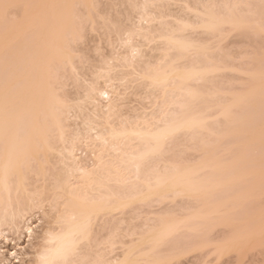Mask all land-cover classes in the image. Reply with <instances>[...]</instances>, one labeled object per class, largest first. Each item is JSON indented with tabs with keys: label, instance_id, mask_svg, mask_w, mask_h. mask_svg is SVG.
<instances>
[{
	"label": "bare ground",
	"instance_id": "obj_1",
	"mask_svg": "<svg viewBox=\"0 0 264 264\" xmlns=\"http://www.w3.org/2000/svg\"><path fill=\"white\" fill-rule=\"evenodd\" d=\"M0 1H1L0 5L2 4V7L0 8V10L2 11L3 5H5V3L10 4L12 1L14 2L15 0H11L10 3L5 2L6 0H0ZM7 1H9V0H7ZM18 1H15L17 3L14 2V4L18 5ZM49 1L47 0V2H49ZM56 1L57 0H55V5H52L49 3H46V4H49V7H50V5H52L56 9L57 8L56 7L57 6ZM62 1H64V0H60L58 2L59 3L58 11L54 12L53 11L54 7L51 6L53 8L52 12H53V14H55L54 15L55 17H53V18L55 19L57 17L56 19H57V22L59 25L55 24L54 23L55 21L50 23L49 26L47 25L48 23L47 24H46V22L44 23L43 20H46L45 17H48V15H50V17H52L53 15L51 16V12L47 11L44 6H43L44 11L46 10L48 12V14L46 12H44L42 9H41L42 10L41 11L39 7L43 8L42 5H39V6L37 5L38 9H36V10L30 8V9H26V10L23 9L24 11H26L24 13H22L23 10H22V12H20L21 18H18V20H17L18 22L16 24L13 23V24H15L14 25L15 29L12 28L13 24H11L12 26L11 25L9 26L12 29H14V31L10 30V28H8V29L6 28L9 32L8 36L12 37V41L9 40L8 36L6 38V41L8 39V41L11 42V49L9 52L10 54L7 53L10 56V58H9L10 61L7 60L8 67L9 68L11 67L10 76L5 74V73H1L2 68L0 66V68H1V70H0V81H1V79H4L3 83H2V81L0 82V83H2V85L0 84V221L3 218H5V216H11L12 218L19 216L27 208L32 207L34 200L41 202L45 199L51 198L53 203L56 205L55 213L51 218L52 219L51 224H49L50 226H48L44 231V236H43L44 242H43L42 248L37 253L35 258L32 259L33 264H45V262H46V264H65L66 261H70L71 264H73L76 261H78L77 263H79V264L80 263L83 264L82 258L86 254H88V253H86L85 255L83 254L84 252H82V251L83 250L85 251V248L83 249V246L85 247L87 245V244L85 245V243L89 242V239H90V241H92V239L90 238L91 234H92L91 231H92V228L94 226L93 224L96 222V219H98V216L105 215L104 217H106L107 216L106 214H108V213L121 210L128 203L133 201L134 199L141 200V199H146L152 195L153 196L156 195L155 197L162 200V198L165 199V196H166V198L169 197L167 195H170L171 192L173 193L175 191L174 193H176V194L173 193V194H171L172 196H176V195H179L181 193L182 194L184 193V196H185V194H188L189 196L191 195L192 198L196 197L198 199V200H196L197 202L199 201L202 203V201L205 198V197L203 198L202 195L207 196L206 192L207 191L209 192L210 189L211 190L213 189L211 187L217 186V189L214 188L213 190H219L222 192V191H226L228 189L227 188L224 190V189H222L223 187L224 188H226L225 186L229 187L231 184L234 186L233 183H235L237 180H238L237 181L238 183L240 182L241 179L244 180V177L243 178H237V180H236V178L234 179L233 175H231L232 176L231 178H233L235 182H233V179L231 180L233 183L228 179L231 182V184H230V182H228L226 180L221 181V180H223V178L227 179L229 174L232 173L233 169H231V172L229 171L230 168H228L226 170V167L228 166L227 163H226L227 166H225V164H223L222 162H219L218 159L212 158V155H214V153H215L214 150H216L215 148L212 150L213 152L211 153L212 155L210 156L211 159L209 156L208 157L198 156V157H201L202 160H199V162H196L195 165L192 163H191L192 165H186V163H184L185 165L183 163H182L183 165H181V163H179L177 161H175V162L179 163V164H176V163L173 164V162L169 161L167 157H166L167 160H165L166 158L164 159L165 161L162 160V158H161V160H157V161H156V159L153 160L154 163L151 161V162H148L145 164V162H146V159H148V158L153 159L156 157L158 159V156H160L161 153H163V151L166 149L165 143H167L166 141L168 139H170L171 136L173 137L177 133H178V135L181 136V134H179L180 132H182V135L185 132V135H186V132L189 133L188 131H190V130H192L191 133L193 132V134H195L194 132L197 133L199 130H201V131H199L201 133L202 129H207L206 121L208 119H207V116L203 115V113H204L203 111L204 110L206 111V109H204V110L200 109V111H197L196 109L198 107L200 108V106H201L200 105L198 107L196 106L197 108L194 109V111H195L194 112L193 110L190 109V108H192L189 105L191 101L188 104L189 100L198 99L201 92H203L204 90L203 91L200 90L201 92H199L198 90H196L197 88L196 89L190 88V86H188L187 84H188V82H191L193 80L197 81V82H200V80L204 81V79H206V75H208V74L210 75L211 73L213 75L214 70L220 71L221 68L219 67L220 68L219 69L218 66L221 64H218L216 61V64H212L209 66V64H211L212 61L210 59L209 60L211 62L208 61V58H210L208 53H209L210 49L212 51V48L208 47V43H206V44H207V47L209 49L205 48L206 44H204V45L196 44V43H200V42L195 43V40L197 41V39L194 38L195 36L193 34H192L194 36L193 38L188 37L191 35L189 33H188L189 35L187 34V37H186V34H185L186 31H184V30L185 29L186 30L187 29L193 30V29H195V27L198 28V30H199V27H197L199 25L201 30L202 31L204 30L203 33L205 31H207V34L211 33V35H214V33H215L214 30L216 31L215 34H217L218 28L220 30V28H221L220 24H224V23L228 24L229 23V25L231 26V25H235V24L238 25L241 22L246 23L245 21H241V19L239 20V17H238V22H237L235 16H234V18L230 17V15L228 17L225 15L226 13L222 12V13H224V17H223L222 14L217 9H215L214 6H216V5H214L212 7L210 4L206 3L205 5H208V7L210 5V8H206L204 10L202 9L200 12L199 11L195 12L194 11L195 9L193 10L194 13L192 16H194L195 18H198V19H196V22H192L195 19V18L193 19V17L191 18L192 19L191 21H188L190 19H187V21H182V20L178 21L176 18L177 27H173L174 25L176 26L175 22H173L174 25L171 24V26L173 28L172 27H170V28L166 27V29H165L164 28L165 26H163L162 29L159 28V30L157 32H155V34L153 33L154 32L153 29H150V28H152L151 26L150 27L148 26L149 28L146 27V29H144L145 25L144 26L141 25L142 27H139L138 29H133L134 31L130 30V32L128 33V35L126 37V42L125 41L124 42L128 43V46H130L132 55H131L130 59L129 58L126 59V57L123 58L124 63H126L124 65H125V67L126 66L131 67L130 69H132V71L134 73H136L138 78H141V79L147 81V84L151 87V90L153 92L157 91V93L159 92V94H157V95L161 94L164 97V98H162V96H161L162 103L164 102L163 105L165 107L161 105L163 108H161V110L159 112V114L160 113L161 114L160 115L158 114V116L157 115H155V116L151 115L153 117H151V116L149 117L147 115H143V113H142L141 115L136 114L133 116H128V115H131V114H128L127 115L128 117H125V116L121 115V113L119 112V111H121V109H120L121 106H119V105H121V102L123 100V98H121L122 96L120 95L121 93H117L115 95V98L110 99V95H109L108 90H103V91L98 90L97 87L94 85V83H91L88 85V87H86V93L84 95L85 99H82L83 103L82 104L80 103V105L76 104L77 107L75 108V106L74 107L70 106V104H69L70 99L68 100L69 96L67 97V94H64L65 92L62 91L63 89L60 90V88L64 86L63 85L64 83H61L62 81H59V77L61 75L60 71H64L63 67H65V66H68L69 69L74 70L73 65H72V56H73L72 49L73 48L72 49L70 48L71 43H69V41H74L73 37L76 35L75 29L78 26L77 23H76L77 24V26H76V24H74L73 22H68L67 18L64 19V14H65V11L68 7H66L67 4H64ZM78 1H80L81 3H79ZM78 1L77 2L79 4H81L80 6L86 5V3H83V0H78ZM155 1H157V0H155ZM162 1L163 0H161L160 3H162ZM204 1L202 3H204ZM13 2L11 4H13ZM40 2L41 1H39L38 4H40ZM42 2L45 3L46 0H42ZM43 3H41V4H43ZM52 3L54 4V1ZM149 3L150 2H148V4ZM143 5L141 8H143V7L145 8V6L147 4L146 5L143 4ZM158 5H159V3H158ZM183 5L184 6L179 5V7H181L182 9H183V7L186 8L185 4H183ZM205 5H204V7H205ZM226 5L227 4H225V6ZM230 5H232V4H230ZM163 6H164V4H163ZM234 6H236V5H234ZM192 8H195V7H192ZM198 8H199V6H198ZM200 8H202V7H200ZM211 8H214V9L211 10ZM231 8L229 6L227 9L230 11ZM191 9L189 8V12ZM27 10H29L28 14L30 16H32V14H31L32 11H34V10L36 12L38 11L39 16L42 15V18L37 17V19L40 18L43 23L42 22L40 23V19L39 20H36V19L33 20L31 18L32 21H31V19L29 20L30 17H28L29 16L28 14H27L28 19H27V17L24 16V15H26L25 13H27ZM30 10H31V12H30ZM215 10H217L219 13ZM219 10H221V9L219 8ZM232 10H233V8H232ZM221 11H223V10H221ZM43 12H44V15H46V14L47 15L44 16ZM169 12H170V10H169ZM182 12H183V10H182ZM234 13H235V11H234ZM36 14H35V16H36ZM186 14H188V13L186 12ZM170 15H171V13H170ZM0 16H1V13H0ZM35 16H32V17L34 18ZM142 17H144V16H142ZM149 17L150 16H148V21H146V22H149V19L151 22V18H149ZM58 18H59V20H61V23H59L60 21H58ZM146 18L147 17L145 16L144 19H146ZM155 18H157V17H155ZM231 18L234 20H232ZM20 19L26 21V22H24L25 25H22V22L20 21ZM26 19L28 20V22ZM157 20H159V19L157 18ZM163 21L162 22L157 21V22L163 24ZM155 22H156V20H155ZM164 23H165V21H164ZM166 23H168L170 26V23L168 21ZM193 23L195 25L196 24H198V25L194 26ZM42 24H44V26ZM18 25H21L22 27H20V26L17 27ZM40 26L45 27L44 30H46V32L40 31V29L41 30L43 29ZM47 26H48V28H46ZM152 26H153V24H152ZM217 26H219V27L217 28ZM156 28H157V26H156ZM142 30H143V32H142ZM178 30H179V32H177ZM180 30L184 31L185 35H182L183 32L180 33L181 32ZM11 31L13 32V35H11L12 33L10 34ZM188 31H190V30H188ZM209 31H210V33H209ZM212 32H214V33L212 34ZM140 33H142V34L140 35ZM190 33H191V31H190ZM6 34H7V32H6ZM133 34H139L140 37L145 36V39L147 41H151L155 38L160 39L159 42L162 41V43L164 44L163 45L164 48H162V51H163L162 55L161 56L158 55V57L160 56L159 61L156 62L155 60H153L154 61L153 62V61H151L152 59L149 61L145 58L146 56L145 57L143 56L144 54L141 52L142 50L140 51L139 46L137 44L132 43V38H133L132 36H135ZM197 34H199V33H196L195 35H197ZM139 35H137V36H139ZM192 35H191V37H192ZM30 38L32 40H30ZM0 40H1V38H0ZM198 40H199V38H198ZM200 41H201V39H200ZM9 42L7 44H10ZM201 43H204L203 39H202ZM3 44H4V42L0 44V49L3 47ZM68 44L70 46H68ZM62 45H64V49L67 47V50L66 49L64 51L61 50L60 48ZM155 48H154V50H156ZM51 49L55 50L53 52L55 58L53 57V59H54V62L57 64V66H56L57 68L55 67L54 72L52 74H49L50 73L49 69H47V67L45 66L46 65L45 64L46 59L44 60V58H46V57L41 56V58L45 61V62L43 61L44 62V64H43L42 60L39 61L40 58H38V56L40 57V55L44 52L47 54V50L51 51ZM194 49H195L194 55H196L197 53H200V55H202V57L204 56V59L205 58L207 59V60H205V62L204 61L201 62V63L204 62L207 66L204 65V63H203V65H202L203 67L202 66L198 67V66H196V63H197V65H200L201 63L200 64H198V62L195 63V61L193 59H191V61H193V62H189V63L187 62L188 64L185 62L187 64V65L185 64L186 66L180 64V62H182L183 60L180 61L179 59H184V58L188 57L189 59H187V60L190 61V57L192 56L190 54H193L190 52H192ZM1 50L4 54L3 49H1ZM157 50H160V49H157ZM206 50H209L207 53V55L209 57H205L206 56L205 55ZM74 51L75 50H73V52ZM209 54H211V53H209ZM43 55L46 56L45 54H43ZM188 55H190V57ZM197 55H199V54H197ZM3 56H5V54L0 55L1 58ZM142 56L144 57V59L142 58ZM35 57L38 59H36ZM153 57H155V56H153ZM202 57L200 59H202ZM1 58H0V61L2 62ZM34 58H35V61L33 60ZM155 58H157V56ZM215 58L216 57H214V59ZM196 59L198 60L199 58H196ZM177 60L180 62H178ZM185 60L186 59H184V61ZM176 61L179 63V66H178V63ZM175 62L177 65H175ZM182 63H184V62H182ZM193 63L195 66L193 65ZM58 65H60L61 67ZM109 71L106 73L107 75L110 73ZM217 71H216V73H217ZM209 72H211V73H209ZM254 73L250 72V74H252V75ZM6 75H7V77H4ZM107 75H106V77H107ZM127 75H128V73H127ZM252 75H250V76H252ZM258 75L256 74L255 77H257ZM108 76L109 77H107V79H108L107 81L108 82L112 81L111 80L112 76H110V74ZM211 77H213V76H211ZM253 78L251 77V81H253ZM49 79L51 80L50 82H49ZM135 79H136V77H135ZM210 79H209V81H210ZM254 80L259 81L260 78L257 80L256 79H254ZM203 81H201V82H203ZM203 84H205V83L203 82ZM205 86H206V84H205ZM202 87H203V85H202ZM142 91H144V87H143ZM212 93H214V92H212ZM248 94H252V91H249ZM248 94H245L246 96L244 94L243 95H244V97H247ZM103 95H105L104 98H106V101H107V99H109V101H107L108 103L106 102V104L102 105L99 103L97 98H98V96L103 97ZM207 95H209V94H207ZM235 97H236V94L233 97V99ZM262 97L264 98V93H263ZM120 98H121V101H119ZM230 98L228 97V99H230ZM237 98H238V96L235 99H237ZM240 98H242V97H240ZM205 100H207V97H206V99H204V102H205ZM237 100H235V102ZM240 100L243 101V99H240ZM118 101L120 102V104ZM213 101H216V100H213ZM209 102H210V100H209ZM231 102H232V105L233 104L235 105V103L233 101H231ZM199 103H201V101ZM217 103H219V102L217 101L216 105H217ZM222 103H224V102L222 101ZM195 104H197V103H195ZM239 104H238V106H239ZM191 105H192V103H191ZM232 105L228 104V106L226 105L225 107L221 106L222 107L221 110L218 109L220 111V112L219 111L218 112L222 115L223 119H225L224 117H227L228 115H230L229 109ZM161 106H159V107H161ZM174 106H176V108H178V110L176 109V111H177L176 113H174V111L172 110V109H175V108H173ZM218 107L220 108V106H218ZM168 108H169L168 111H170L171 113L167 111ZM207 108H209V107H207ZM210 109H211V107H210ZM201 110H203V111H201ZM215 110H217V109H215ZM204 114H206V113H204ZM217 115H219V114L217 113L216 116ZM112 117H115L114 119H116V118L118 119L117 122L114 120L116 123H114V121L112 120L113 119ZM220 117L221 116L219 115V118ZM240 117H242L241 121L243 119H246L244 115L240 116ZM219 118H218V120H220V121L218 123H220L221 119H222V118L221 119H219ZM227 118L229 119V121L231 123L232 122H234V124L238 123L235 121H231V120H235L237 117H234V119L230 118V117H227ZM238 119H239V117H238ZM214 121H217L216 118ZM223 121L226 122V119ZM249 121H251V120H249ZM250 123H252V122H250ZM254 123L255 122L253 121V123L250 125H252V126L254 125L253 127L258 129L260 122L259 123L256 122L258 124L257 127H255ZM75 125H78V126L80 125V126L76 127ZM211 125H212V122L210 123V126ZM214 125L216 126L215 122H214ZM231 125H233V124H231ZM212 127H213V129H215L214 126H212ZM229 127H231V126H229ZM238 127L239 126H237V128H236V126H233V127H231V129L234 128V130H236V129H238ZM248 127H249V125H248ZM253 127L250 128V130L252 132L254 131ZM226 128H225V130L228 129V128L227 129ZM197 129H198V131H197ZM213 129H211V128L209 129V127H208L207 130L212 131ZM193 130H195V131H193ZM205 131L203 130V132H205ZM199 132H198V135H201V134H199ZM255 132H257V131L255 130ZM255 132L251 133V134L255 135L256 134ZM191 133H190V137H192ZM215 133H217V131H215ZM218 133H220V132H218ZM204 134H207V133L205 132ZM187 135H189V134H187ZM195 137L196 136H194V138ZM185 138H188V136H185ZM214 138L218 139L219 137H214ZM80 139H83V141H85L86 144H89V142H92V144L94 143V145H95V142H97L96 146H94V147L95 148L97 146L98 147L96 150H94V152L97 150L98 151H97L96 155L94 154V158H93L94 160L91 161L89 164L87 162L86 163L83 162L84 159L82 158L83 160H81V157L75 153V147H74L75 145L74 144L77 140H80ZM191 140L187 139V141L188 142L190 141V143L192 142ZM203 140L204 139L201 140V143L204 142ZM196 143H198V142H196ZM167 146H168V144H167ZM207 146H208V144H207ZM94 147H93V149H95ZM169 147H170V144H169ZM243 147L245 148V146H243ZM171 148H173V147L171 146ZM202 149H203V151H205L204 152L205 154H206V152H208L207 150H209V149L205 150L206 148H203V147H202ZM226 149H228V148H226ZM168 150H169V148H168ZM165 151L163 154H165ZM209 152H210V150H209ZM230 152H227V151L224 152L223 151L222 153L227 154ZM53 154H57L58 157L56 156L57 157L56 158L55 156H53ZM205 154H200V155L205 156ZM51 155H52L53 159L50 158ZM208 155H210V154H208ZM162 156H164V155H162ZM149 159H148V161H149ZM152 159H150V160H152ZM234 159H235V157H234ZM53 160H57V161H53ZM223 160L224 159H222V160L220 159V161H223ZM231 160L233 161V157H231ZM236 160L238 161V159H236ZM239 160L242 161L243 159L240 158ZM52 161L54 162L53 163L54 165L56 162L57 165L61 164L62 166L58 165V166H61V167H58L57 165H55L56 167H58V169L56 167H55V169H53L54 167L48 166L52 163ZM226 161L227 160H224V162H226ZM234 162L235 161H233L231 163L228 162L229 166L230 167L232 166L231 168H233L236 165V164L231 165ZM149 163H151V164L149 165ZM243 167H246V166H243ZM223 168L225 169V171H222V170H224ZM246 169H248V167H246ZM204 170L208 171L209 173L208 172L206 173V171H205L206 175L203 173L204 176H202L201 171L204 172ZM244 170H245V168H244ZM219 171H221L222 174L225 172V175L223 176L221 174V172H219ZM250 171L249 172L252 173V170H250ZM199 172H201V173H199ZM244 172H246L245 174H248V171H244ZM227 174H228V176L226 177ZM232 174H234V173H232ZM217 175H220L218 177L219 179L217 178ZM32 178L34 180V182H33L34 184L31 183ZM226 184H228L229 186ZM138 185H139V187L141 186L140 188L138 187L139 189L136 188V186H138ZM218 185H219V187L221 185H224V186H221V188H219ZM134 186H135V188H134ZM206 187H209L208 188L209 190ZM202 188H203V193L205 190L204 188L207 189L205 192V195L202 194V192L199 193L202 190ZM173 189H175V190L172 191ZM220 189H222V190H220ZM177 190L181 193L177 194V192H178ZM230 191L231 190H228V192H230ZM165 192H167V193L165 194ZM168 192H170V194H168ZM214 192H217V191H214ZM223 193H226V192H223ZM211 194H212L211 196H213V194L216 196V194H218V192L216 194L212 192ZM234 194H236V193H233L232 195H230V193L226 194V196H224V198H226L228 196L234 198L233 197ZM189 196H187V197H189ZM200 196L203 200L200 198ZM229 197H228V199H224L221 202L223 203L224 201L229 200ZM157 198H155V199H157ZM221 199H223V196ZM221 199L218 198V199H215L214 201H216V200L220 201ZM194 200H195V198H194ZM140 202H142V201H140ZM221 202H218V203H221ZM222 203H221V205H222ZM213 204H215V202ZM214 206L215 207H211V206L207 207L208 209L211 207L210 210H207L206 207L202 206L201 209L207 210L206 214L204 212L205 210L204 211L202 210V212H203L202 213V212H200L201 209L197 208V209H199V211L196 210V211L191 212L190 215L192 213H193V215L191 217H189V219L192 218L195 214L198 217H199V215H201V217H203V218L208 216V214H209V216H208L209 218L208 217H206V218L208 220L213 219V217H214L213 213L216 212L218 215V214H221L223 212V211L220 212L222 209L220 206H218V205H214ZM216 207L219 209L217 210ZM224 208L225 207H223V209ZM230 209L231 208H229V210ZM226 210L224 212H226ZM203 214H205V215L203 216ZM109 216H110V214H109ZM159 216H161V215H159ZM196 216H194L193 219ZM163 217H165V216L163 215ZM201 217H199V218H201ZM102 218H103V216H102ZM185 218L186 217H184V219ZM104 219L105 218H103V220H102L103 223L105 221ZM160 219H161V220H159L160 222L155 219L157 222H159V224H155V225H151V226L147 225L148 226L147 229L146 228L143 229L144 232H142L141 234H144L145 237H143V235H142V237L139 236L140 238H138V241H136L135 249L137 247L139 248V250L137 249V252L136 251L132 252L133 248H131V249H130V247L127 248L128 246L127 247L124 246V243L120 241L119 243H121V244L123 243V245H120V248L122 246H124L125 249H123V247H122V250L120 252L121 254L119 253L120 254L119 256L114 257L115 255L114 256L111 255L112 257H110L109 253L113 251V249L116 247V246L114 247V244H116L118 242H117V240L113 239L115 241L114 242V241H112L111 237L110 238L108 237L111 240L109 241L108 238H104V240L108 239L105 242H103V240H102L105 247L103 246L104 248L99 249L100 250L99 253L95 254L93 252L95 256L93 255L94 257L91 258L92 261L89 260L87 262V264L90 261H91V263H89V264H160V262H162L164 259L162 260L161 257H159L158 253L160 251L158 250L159 251L158 252L157 249L165 241L166 237H168V236L170 237L173 233L177 232L178 229L182 226L183 227H189V226H187V224L185 226L186 221H184L182 218H180V219H182V221L185 222V223L182 222L184 224H182L181 220L178 218H177L178 220L176 218H174L175 220H173L171 218L173 221H168V220H170V218L167 221H165L166 218H164V219L160 218ZM195 219L197 220L198 218H195ZM162 220H164V221L162 222ZM198 220H200V219H198ZM206 220H205V222H206ZM208 220H207V222H208L207 226L210 223ZM223 220L224 219L221 218L220 221L222 223L221 222H219V223H221V224L226 223L225 220H224V222H223ZM143 221H145V220H143ZM178 221H179V223H178ZM187 221H189V220H187ZM194 221H193V223H194ZM97 222H99V220ZM157 222H155V223H157ZM189 222H192V219ZM105 223H106V221H105ZM121 223H123L122 220H121ZM153 223H154V219H153ZM196 223L198 224V222H196ZM200 223L202 224L201 228L207 227L206 223H204L205 225L203 226V223L201 222V220H200ZM188 225H189V223H188ZM211 225H212V221L207 228H210ZM116 226H118V223ZM190 226L194 227V225H191V224H190ZM262 226L264 227V224ZM142 227H141V230H142ZM117 228L120 229L121 227L118 226ZM117 228H115L116 233L118 232L117 230H119ZM28 229H30V228H28ZM94 229H95V226H94ZM139 229H140V227H139ZM181 230H184V229H181ZM235 230H236V228L234 230H232V233L235 232ZM238 230H239V228H237L236 231H238ZM121 232H122V230H121ZM138 232H140V231L138 230ZM146 232L149 235H146ZM109 233H111V231ZM236 233L238 234V232H235V234H232V236L236 235ZM111 235H113V237L115 236L114 233H112ZM120 235H121V233H120ZM107 236H109V234ZM117 236L114 238H117ZM171 237H173V236H171ZM118 240H120V238ZM231 240H233V238ZM168 242L169 241H167V244H168ZM199 243H200V241H199ZM201 243H203V242L201 241ZM132 244H134V243H132ZM164 244H166V243L164 242ZM145 245H146V247H145ZM232 245H234V244H232ZM174 246L175 245H173V247ZM131 247H132V245H131ZM163 247H160V248H163ZM173 247H170V249ZM180 248L181 247L179 245V249ZM231 248H233V247H231ZM163 249H165V248H163ZM176 249H178L177 246H176ZM179 249L176 250V252L177 251L179 252ZM93 250L95 251V248ZM173 254H175V253H173ZM107 255H108V257H107ZM172 256H174V255H172ZM170 258L171 257L169 256V259ZM165 259H168V258L166 257ZM80 260L82 262H79ZM84 260H85V258H84ZM84 263H86V262H84ZM74 264H76V263H74Z\"/></svg>",
	"mask_w": 264,
	"mask_h": 264
},
{
	"label": "rangeland",
	"instance_id": "obj_2",
	"mask_svg": "<svg viewBox=\"0 0 264 264\" xmlns=\"http://www.w3.org/2000/svg\"><path fill=\"white\" fill-rule=\"evenodd\" d=\"M10 1L11 0H9V1L6 0L5 2L10 3ZM15 1H18V0H15ZM39 1H41L40 4H38ZM39 1L38 0H19L18 5H31V7H29L28 9L32 8L35 10L38 9L37 5L38 6L42 5V7L44 6L47 11L51 12V16L53 15L52 17H50V15H48V17H45L46 20H43L44 23L45 22H46V24L48 23L47 25L49 26L50 23L55 21L54 23L59 25L57 22V19H56L57 17L54 19L53 17H55L54 16L55 14H53V12H52V9H53L52 7H54L52 5H55V0H50V1L48 0L49 2H47V0H46L45 3H43L42 0H39ZM53 1H54V4L52 3ZM59 1L60 0L56 1L57 2L56 3L57 8L55 9V7H54V10H53L54 12L58 11V8H59L58 2ZM77 1L78 0H64V1H62L64 4H67L66 7H68L65 11L64 19L67 18L68 22H73L74 24L77 23L79 27L76 24L78 29L77 28L75 29V33H76V35L78 33H82L83 35H82V39L80 40L79 43L72 41L71 46L68 44V46H70L71 49L73 48L72 49V53H73L72 65H73L74 70L69 69L68 66H65V67H63L64 71H60L61 75L59 77V81H62L61 83H64L63 84L64 86L61 87L60 90L63 89L62 91L65 92L64 94H67V97L69 96V98H68V100L70 99L69 104H70V106H73V107L75 106V108L77 107L78 104L80 105V103L81 104L83 103L82 99H85L84 95L86 93V87H88V85L91 83H94V85L97 87L98 90H101V91L108 90L109 95H110V99L115 98V95L117 93H121L120 95L122 96L121 98H123V100L121 102V105H119V106H121L120 107L121 111H119V112L121 113V115H123L125 117L133 116L136 114L141 115L142 113H143V115H147L149 117L151 115H153V116L157 115L158 116L161 108H163L162 106H164L163 105L164 102L162 103V98H164V97L161 94L157 95V94H159V92L157 93V91L153 92L151 90V87L147 84V81H145L141 78H138L136 73H134L132 71V69H130L131 67H127V66L125 67V65H124L126 63H124L123 58L126 57V59H128V58L130 59V57L132 55L130 46H128V43H125L126 37H127L128 33L130 32V30L138 29L139 27H142L145 25L144 29H146V27H148V26L149 27L151 26L152 28H150V29H153V31H154L153 33L155 34V32H157L159 30V28L162 29L163 26H165L164 27L165 29H166V27H168V28L172 27L171 24L174 25L173 22H175V24H176V26L174 25L173 27H177V22H176L177 20L178 21H181V20L187 21V19H190L188 21H191L192 17H193V19L195 18L194 16H192L194 11L200 12L202 9L204 10L206 8H210V5L212 7L214 5H216V6H214L215 9H217L222 14L223 17H224V13H226L225 15L228 17H229V15H230V17H233V18L235 16L237 22H238V17H239V20L241 19V21L246 22V23L241 22L238 25L235 24V25H231V26L229 25V23L228 24H226V23L220 24V27H221L220 30L221 31L218 28L219 26H217V28H218L217 34H215L216 33L215 30H214L215 33L212 32V34L214 33V35H211L210 31H209L210 34H207V31H205L203 33L204 30L202 31L200 26L198 24L195 25L194 23H193L194 26L198 25L197 27H199V30L196 27L193 30L192 29H187V30L185 29L184 31H186V33L184 31L180 30L181 31L180 33L183 32L182 35L186 34V37H187L188 33L191 35L193 34L195 37L193 35H192V37H191V35L188 37L189 38L194 37L195 39H197V41L195 40V43L200 42V43H196V44L204 45V44L208 43V47L212 48V51H211V49H210V51L206 50V52H205L206 56L205 57L210 56V58H208V61L213 62V63L211 62V64H209V66L212 64H216V61L218 64H221L219 66L217 65L218 68L219 67L221 68V69L219 68L220 71L216 70L217 71V73H216V71L214 70L215 72L213 71V75L211 72H209L211 74L210 75L208 74L209 76L206 75V79H204V81L200 80V82L203 81L206 84V86H205V84H203V82L200 83V82H197L194 80H193L194 82L191 81V82H188V84H187L188 86H190V88H195V89L197 88L196 90H198L199 92H201L200 90H202V91L204 90L203 92H201L198 99L189 100L188 104L191 101L189 105H190V107H192L190 109L193 111H194V109H196L200 105H201L200 108L198 107L196 109L197 111H200V109H203V110L206 109V111L201 110L207 114L206 115L202 112L203 115L207 116V119H208V120L206 119L207 120L206 121V124H207L206 127H207V129H208V127H209V129L210 128L213 129L212 126H214L215 129H213L212 131L207 130V129H202L201 133L199 132L201 130L198 131V129H197V131L201 135H198V132L197 133L194 132L195 134H193V132L191 133L192 130L188 131L189 133L186 132V135H185V132L183 133V135H182V132H180L179 134H181V136L178 135V133H177L173 137L171 136L170 139H168L166 141L167 142V143H165L166 147L164 146L166 148L165 149L166 151L164 150L165 154H163L164 153V151H163V153H161V155H160L161 157L158 156V159L156 157L153 159L150 158L152 160H150L148 158L149 161H148V159H146V162H145V164L148 162H151V161L154 163L153 160H155V159H156V161L161 160V158H162V160H164L167 157L169 161L173 162V164H175L176 163L175 161H177V162L181 163V165H183L184 163H186V165H192V164L195 165L196 162H199V160H202L201 157H198V156H202V157H208L209 156L210 157L212 155L211 153L213 152L212 150L215 148L216 150H214L215 153H214V155H212V158L218 159V161L225 164V166L228 165L226 167V170L228 168H230L229 171L231 172V169H233L232 173H234V174H232L228 171L230 174L228 172L227 173L229 174L230 177L227 174L226 177L228 176V178L227 179L223 178V180H221V181L226 180V181L230 182L233 178L234 179L236 178V180H237V178H243V177H244V180L239 179L240 182L238 183L237 182L238 180L235 182L233 179V182H235V183H233L232 181L231 182L234 184V186L230 182V184H231L230 186L228 184H226L229 187L225 186L226 188H224V187L222 188L224 190L227 188L228 189L226 191H222V192L219 190H213L214 188L217 189V186L216 187L210 186L211 188H213L212 190L211 189L209 190L208 189L209 187H206L209 190V192L208 191L206 192L207 189L204 188L205 189L204 193H203V188H202V190L199 193L202 192V194L205 195V192H206V194H207V196L202 195L203 198L205 197L204 200L200 196V198L203 200L202 203L199 201L197 202L196 200H198V199L196 197H194L195 198V200H194V198H192L191 195L189 196L188 194H185V196H184V193L182 194L178 190H177L178 191L177 194L181 193L182 195L179 194L176 196H172L171 194H173L175 192L174 191L175 189H173L172 191H174V192L172 193L170 191L171 194H170V192H168V194H170V195H167V196H169L167 198L165 196V199L164 198H162V200L158 199L157 197H155L156 195H154V196L152 195L146 199H141V200L134 199L133 201H131L132 203L130 202L131 204L128 203L127 204L128 206L126 205L123 209L118 210V211H114L115 213L111 212L112 214L108 213V214H106L107 215L106 217H104L105 215H102L103 218H105L104 220L106 221V223H105V221L103 223L102 216H98V219H96V222L98 220H99V222H97V223L95 222L93 224L95 226V229L93 226L92 231H91V233L94 235L93 236L91 234L90 238L92 239V241H90V239H89V242L85 243V245L86 244L87 245L85 247L83 246V249L85 248V251L84 250L82 251V252H84L83 254L84 255L86 253L89 254V255L86 254L87 256L85 255L82 258L83 264H87V262L89 260L92 261L91 258H93L95 256L94 253L95 254L99 253V251H100L99 249H102L105 247L103 242L108 240L110 237H111L112 241H114L113 239H115L118 242V243L114 244V247L115 246L116 247L114 248L115 250L113 249V251H112L113 253L112 252L109 253L110 257H112L111 255H113V256L115 255L114 257L119 256L121 254L120 252L122 250V247H123V249H125L124 246H126V247L128 246L127 248L130 247V249L133 248L132 252H134V251L137 252V249L139 250V248L137 247L135 249L136 241H138V238L142 237V235H143V237H145L144 234H141L142 232H144L143 229H145V228L147 229V227H148L147 225L151 226V225L159 224V222H160L159 220H161L160 218H162V219L166 218L165 221H167L169 218H170V220H168V221H173V220H175L174 218H176V219L182 218L184 221H186V223L184 221H182V219H180L181 223L184 222L185 226H186V224H187V226H189V227H183L182 226L183 228L182 227H180V228L184 229V230H181L179 228L178 229L179 232L176 230L177 232L173 233L175 236L172 234L171 236H173V237H171V236L170 237L168 236L169 238L166 237L164 242L167 244V241H169L168 244L166 245L163 242L160 245V247L164 246L163 248H165V249L160 248V247H159L160 249L159 248L157 249V251L158 250L160 251V252L158 251L159 257H161L162 260L164 259L163 261L161 260L162 262H160V264H264V227L262 226L264 224V144H262V134H264V117H263L264 116V98L262 97L263 93H264V0H205V1L204 0H202V1L201 0H199V1L198 0L197 1L196 0H163L162 3L164 4V6L162 3H160L161 0H157V1H155V0H151V1L150 0L149 1L148 0H83V3H86V5H82V6H80L81 4H79L81 2L78 1L79 2L78 3ZM145 1L150 2L149 3L150 5L148 4V2L146 3ZM203 1H204V3H202ZM14 2H13V5H15ZM15 3H17V2H15ZM41 3H43V4H41ZM46 3L52 4V5H50V7H49V4H46ZM158 3H159V5H158ZM206 3L210 4L209 7H208V5H205ZM141 4L142 5L147 4V5L145 6V8L144 7L141 8L142 7ZM183 4H185L186 8L183 7V9H182L181 7H179V5L184 6ZM225 4H227V5L225 6ZM230 4H232V5H230ZM72 5H75L76 7L75 8L69 7ZM197 5L199 6V8ZM204 5H205V7H204ZM234 5H236V6H234ZM229 6H230V8L231 7L233 8L235 13L232 10V8L230 10L231 12L227 9ZM1 7H2V4L0 5V8ZM44 7L43 8L39 7V8H40V10L42 9L44 11ZM188 7L190 9L192 7H195V8H192L189 12ZM200 7H202V8H200ZM219 8L223 11L219 10ZM213 9L214 8H211V10H213ZM22 10L23 9L14 10L12 13V18H9L7 21L4 19V14H3L4 9L2 8L3 12L0 10V13H1V16H0V38H1V40H0V42L2 40L3 41L1 43L4 42L3 47L1 49H3L4 54H5V56H3L2 58L0 57L2 59V62L0 61V66L2 68L1 73H5L9 76L11 73V67L10 68L8 67L7 60L10 61L9 60L10 56L8 54H10L9 52L11 49V42H9L7 39V41L10 43V44H7L8 42L6 41V38L9 35V32L7 29L10 28V30L14 31V29H15L14 25L18 22L17 21L18 18H21L20 12H22ZM24 10L22 13L26 12ZM46 10L44 12H46L48 14V12ZM169 10H170V12H169ZM182 10H183V12H182ZM217 10H215V11H217ZM28 11L29 10H27V13H25L26 15H24V16L27 17ZM34 11H32L34 13L33 14L30 10L32 16H35L36 13L38 14V11L37 12L36 11L34 12ZM44 12H43V15H44ZM186 12L188 14H186ZM222 12H224V13H222ZM170 13H171V15H170ZM37 14L35 16L36 18L35 17L33 18L32 16H30L28 14L29 15L28 17H30L29 20L31 18L33 20L34 19L39 20L40 18L37 19V17L42 18V15L39 16V14L38 15ZM46 15H44V16H46ZM141 15L144 17L146 16L147 18L144 19V17H142ZM148 16H150L149 18H151V22H150V19H149V22H146V21H148ZM28 17H27V19H28ZM155 17H157L159 20H157V18H155ZM176 18H177V20H176ZM32 19H31V21H32ZM196 19H198V18H195L194 21H192V22H196ZM155 20H156V22H155ZM163 20L165 21V23L168 21L170 23V26L168 23L165 24ZM232 20H234V19H232ZM20 21L22 22V25H25L24 22H26V21L21 20V19H20ZM58 21H60L59 23H61V20H59V18H58ZM157 21H160V22L163 21V24H161ZM27 22H28V20H27ZM41 22H42V20L40 19V23ZM13 23H15V24H13ZM11 24H13L12 28H14V29L9 27ZM152 24H153V26H152ZM42 25L44 26V24H42ZM19 26L22 27L21 25H18L17 27H19ZM43 26H40L43 28L42 30L40 29V31L46 32V30H44L45 27H43ZM48 26L46 28H48ZM156 26H157V28H156ZM188 30H190L191 33ZM6 32H7V34H6ZM142 32H143V30H142ZM177 32H179V30ZM196 33H199V34L195 35ZM10 34L13 35V32L11 31ZM141 34L142 33H140V35ZM133 35H135V36H132L133 37L132 43L137 44L139 46L140 51L142 50L141 52L144 54V55L143 54L142 55L144 57L146 56L145 58L149 61L151 59H152L151 61H153V60H155L156 62L159 61V59H160L159 57L163 53L162 48H164L163 47L164 44L162 43V41L159 42L160 39H158V38H155L151 41H147L145 39V36L140 37L139 34H133ZM137 35H139V36H137ZM8 38H9V40L12 41L11 36H8ZM198 38H199V40H198ZM200 39H201V41L203 39L204 43H201ZM30 40H32V39L30 38ZM208 47L206 44L205 48L209 49ZM154 48L156 50H154ZM1 49H0V53H1L0 55H4ZM60 49L64 51L65 49L67 50V47L64 49V45H62ZM157 49H160V50H157ZM73 50H75V51L73 52ZM49 51L47 50V54L45 52L42 53L40 55V57L38 56V58H40L39 61L42 60L43 64L45 62L44 60L46 59V62H45L46 65L45 66L47 67V69H49V72H50L49 74H52L54 72V69L57 66V64L54 62V59H53V57L55 58L54 53H53L55 50L51 49V51H50L51 53ZM194 51H195V49L192 52H190L193 54L189 53L190 55H192L191 57H190V55H188L190 57V61L187 60V59H189L188 57L184 58V59H186L185 61H184V59H179L180 61L183 60L182 62H184V63H182L178 60L177 61L180 62L181 65H185L187 62L188 63L193 62V61H191V59H193L195 61V63L198 62V64H200L202 61L205 62V60H207L206 58L204 59V56L202 57V55H200V53H197L199 55H197V54L194 55ZM208 51L211 54H209ZM207 53L209 56L207 55ZM43 54H45L46 56H44ZM158 55H160V56L158 57ZM41 56L46 57V58H44V60H43L41 58ZM143 56H142V58L144 59ZM153 56H155V57L157 56V58H155ZM201 57H202V59H200ZM214 57H216L215 58L216 60L214 59ZM35 58L33 59L34 61H35ZM38 58H36V59H38ZM196 58H199V59L197 60ZM176 62H175V65H177ZM203 63H201L200 65H197V63H196V66H198V67L202 66ZM193 65H194V63H193ZM204 65H206V64L204 63ZM58 66H60V65H58ZM178 66H179V63H178ZM1 68H0V70H1ZM108 71L110 72L109 73L110 76H112L111 77L112 81H109L111 84L107 81L108 80L107 77H109L108 76L109 74L107 75L106 73ZM250 72H252V73L255 72L257 75L259 74L258 75L259 77L258 76L255 77L256 74L254 73L255 75L254 74L252 75V74H250ZM127 73H128V75H127ZM7 75L4 77H7ZM106 75H107V77H106ZM250 75H252V76H250ZM211 76H213V77H211ZM135 77H136V79H135ZM251 77L252 78L254 77L253 78L254 82L251 81ZM259 78H260V80L258 81L257 79H259ZM209 79H210V81H209ZM254 79H256L257 81H255ZM3 80L4 79H1L2 83H3ZM50 81L51 80L49 79V82ZM2 83H0V84L2 85ZM202 85H203V87H202ZM143 87H144L145 92L142 91ZM249 91H252V94H248ZM212 92H214V93H212ZM207 94H209V95H207ZM235 94H236V97L238 96L237 99L239 101L237 99H235L236 97L234 98L235 100H237L236 102L233 99ZM243 94L244 95L248 94V96L244 97ZM161 96H162V98H161ZM227 96L229 98L230 97L231 98L228 99ZM104 97H105V95H103V97L98 96V98H97L99 103L102 105L106 104V102L109 101V99H107V101H106V98H104ZM206 97H207V100H205V102H204V99H206ZM240 97H242V98H240ZM121 98L119 101H121ZM240 99H243V101H241ZM209 100H210V102H209ZM213 100H216V101H213ZM200 101H201V103H199ZM217 101L219 103H217V105H216ZM222 101L224 103H222ZM231 101H233L235 103V105L234 104L232 105ZM191 103H192V105H191ZM195 103H197V104H195ZM239 103L240 104L242 103V104L240 105ZM119 104H120V102H119ZM228 104H231L232 106L229 109L230 115H228L227 117H230L233 119H234V117H237L235 120H231V121L238 122L236 124H234V122L231 123L227 117H224L226 119V122H224L223 120H225V119H223L222 115L219 113L220 111L218 109L221 110L222 107H225L226 105L228 106ZM238 104H239V106H238ZM159 106H161V107H159ZM218 106H220V108ZM207 107H209V108H207ZM210 107H211V109H210ZM173 108H175V109H172V110L174 111V113H176L177 112L176 109L178 110V108H176V106H174ZM215 109H217V110H215ZM168 110H169V108L167 109V111ZM168 112H170V111H168ZM217 113L221 116L220 118H219V115H217L218 117L216 116ZM128 114H131V115H128ZM243 115L245 116L246 119H243L241 121L242 117H240V116H243ZM153 116H151V117H153ZM238 117H239V119H238ZM112 118H113L112 119L113 121L115 120L117 122V120H118L117 118L116 119H114L115 117H112ZM215 118L217 121H214ZM218 118L219 119L222 118L221 119L222 123L221 122L218 123L220 121V120H218ZM249 120H251V121H249ZM115 121H114V123H116ZM253 121L255 122L254 123L255 127L258 126V124L256 122H258V123L260 122L258 129L254 128L253 127L254 125L253 126L250 125L253 123ZM211 122H212V125L210 126ZM214 122H215L216 126L214 125ZM250 122H252V123H250ZM231 124H233V125H231ZM248 125H249V127H248ZM75 126L77 127L78 125H75ZM229 126H231V127L236 126V128H237V126H239V127H238V129L234 130L235 127L231 129V127H229ZM251 127L254 128L253 132L250 130ZM225 128L227 130H225ZM195 130H193V131H195ZM203 130L204 131L206 130L205 132L207 134H204L205 132H203ZM255 130L257 132H255ZM215 131H217V133H215ZM218 132H220V133H218ZM254 132L256 133L255 135L251 134ZM190 133L192 134L191 135L192 137H190ZM187 134H189V135H187ZM215 134L216 135L218 134V135L216 136ZM185 136H188V138H185ZM194 136H196V137L194 138ZM214 137H219V138L217 139ZM201 138L204 139L203 140L204 142H202V143H201V140H202ZM187 139L191 140L192 142L191 143H190V141L188 142ZM195 141L198 143H196ZM96 143L97 142H95V145H94V143L92 144V142H89V144H86V142L83 141V139L77 140L74 144L75 145L74 146L75 147V153L81 157V160L84 159L83 162H85V163L87 162L89 164L91 161L94 160L93 159L94 154L96 155V153L98 151L97 150L94 152V150H96L98 147V146L96 148L94 147V146H96ZM167 144H168V146H167ZM169 144H170V147H169ZM207 144H208V146H207ZM171 146L173 148H171ZM201 146L203 148H206L205 150L209 149L210 152H209V150H207L208 152H206V154H205L204 153L205 151H203ZM243 146H245V148ZM93 147L95 149H93ZM167 147L169 148V150ZM226 148H228L229 150ZM223 151L224 152H226V151L230 152L231 151V152L224 154V153H222ZM207 153L210 155H208ZM200 154H205V156L200 155ZM162 155H164V156H162ZM53 156L56 157L57 154H53ZM218 157L221 160L224 159L227 161L226 162H224V160L220 161V159ZM231 157H233V161L236 162V163L234 162L231 164V165L236 164L233 168H231L232 166L230 167L229 163H228V162H230V163L233 162L231 160ZM234 157H235V159H234ZM50 158H52V155ZM167 158L165 160H167ZM240 158L243 160L240 161L239 160ZM210 159H211V157H210ZM236 159H238V161ZM53 161H57V160H53ZM53 161L51 164L49 163L50 165H48V166L54 167L53 169H55V167H56L55 165H57V163L55 162V165H54ZM179 163H176V164H179ZM226 163H227V165H226ZM150 164L151 163H149V165ZM58 165H61V164H58ZM61 166H58V167H61ZM243 166L248 167V169H246V167H243ZM58 167H56V168L58 169ZM244 168H245V170H244ZM249 169L252 170V173H250L251 171ZM205 171L206 170H204V172L201 171L202 173L201 172H199V173H201L202 176H204L203 173L205 174ZM222 171H225V169ZM244 171H248V174H245L246 172H244ZM207 172L208 171H206V173ZM219 172H221V171H219ZM221 174H222V172H221ZM222 175L224 176L225 172ZM231 175H233V178H231L232 177ZM219 176L220 175H217V178ZM33 182H34V180L32 178L31 183L34 184ZM221 186H224V185H221ZM221 186L219 187V185H218L219 188H221ZM138 187H139V185L136 186L137 189H139L141 186L139 188ZM134 188H135V186H134ZM222 189H220V190H222ZM228 190H231V191L228 192ZM211 191L215 194L218 192V194H216V196L214 194H213V196H211L212 195ZM214 191H217V192H214ZM223 192H226V193H223ZM166 193L167 192H165V194ZM229 193H230V195H232L233 193H236V194H234V196H233L234 198L229 197L227 195L229 197V200H226L222 203L221 201H223L224 199H228V197L224 198V196H226V194H229ZM174 194H176V193H174ZM187 196H189V197H187ZM222 196H223V199H221ZM155 198H157V199H155ZM218 198H220L221 200L220 201H217V200L214 201L215 199H218ZM140 201H142V202H140ZM213 201L215 202V204H213L214 203ZM218 202H221L222 205H221V203H218ZM214 205L220 206L222 209H221V211L220 210L219 211L220 212L223 211V212L221 214H218V215L216 212L213 213V216H214L213 219L208 220L206 218L209 216V214H208V216H206L204 218L201 217V215H199V217H201V218L196 216V214L194 215V216H196L195 218H198L201 220V222L203 223V226L205 225L204 223H206V226H207V223H208L207 220L210 223L212 221V225L210 228H207L210 225V223L208 224L207 227L201 228L202 224L200 223V220H198V219L196 220L195 218L193 219L194 216L189 219V217H191L193 215V213L190 215L191 212L196 211V210L199 211V209H201L202 206L207 208L209 206L215 207ZM223 207H225L224 208L225 210L227 209L226 212H224L225 210L223 209ZM197 208H199V209H197ZM210 208L209 209L207 208V210H210ZM229 208H231V209L229 210ZM218 209L219 208H217V210ZM55 210H56V205L53 203L52 199L50 198V199H45L41 202L34 200L32 207L27 208L19 216H16L14 218H12L11 216H5V218H3L0 221V264H33L32 259L35 258L37 253L42 248V245L44 242L43 241L44 231L48 226H50L49 224H51V221H52L51 218L54 215ZM202 210L203 209H201L200 212H202ZM204 210L203 211L206 214L207 210L206 209H204ZM109 214H110V216H109ZM205 214H203V216ZM159 215H161V216H159ZM163 215L165 217H163ZM184 217H186V218L184 219ZM221 218H223L226 223L221 224L222 223L220 221ZM153 219H154V223H153ZM155 219L158 220L159 222H157ZM186 219L189 221H191V219H192V222H189ZM121 220L123 223H121ZM143 220H145V221H143ZM205 220H206V222H205ZM224 220H223V222H224ZM163 221L164 220H162V222ZM193 221H194V223H193ZM155 222H157V223H155ZM196 222H198V224ZM219 222H221V223H219ZM117 223H118V226L121 227L120 229L117 228L118 227V226H116ZM178 223H179V221H178ZM184 223H182V224H184ZM188 223H189V225H188ZM190 224L194 225V227L190 226ZM139 227H140V229H139ZM141 227H142V230H141ZM28 228H30V229H28ZM115 228L119 229V230H117L118 234L115 232V230H116ZM235 228H236V230H237V228H239L240 231L235 230V232H238V234L236 233V235L232 236V234H235V232L232 233V230H234ZM109 230L111 231V233H109L110 232ZM121 230H122V232H121ZM138 230L140 232H138ZM112 233L115 234L114 237H116L118 235L117 238H114L113 235H111ZM120 233H121V235L123 233L124 234L121 236ZM108 234H109V236H107ZM146 235H149V234H147V232H146ZM104 238H108V239L104 240ZM119 238H120V240H118ZM232 238H233V240H231ZM111 239H109V241ZM102 240H103V242H102ZM120 241L124 243V246H122L121 248H120V245H123V243L122 244L119 243ZM199 241H200V243H199ZM201 241L203 243H201ZM132 243H134V244H132ZM130 244L132 245V247ZM172 244L175 245L174 246L175 248L173 247ZM232 244H234V245H232ZM179 245L181 247L180 249H179ZM176 246L179 249V252L178 251L176 252V250H178V249H176ZM145 247H146V245H145ZM170 247H173V248L170 249ZM231 247H233V248H231ZM94 248H95V251L93 250ZM115 253L116 254L118 253V254L116 255ZM173 253H175V254H173ZM172 255H174V256H172ZM169 256L171 257L170 259H169ZM107 257H108V255H107ZM166 257L168 259H165ZM84 258H85V260H84ZM82 261L80 260L79 262H82ZM91 261L89 263H91ZM77 262L78 261H76L74 263L79 264ZM84 262H86V263H84Z\"/></svg>",
	"mask_w": 264,
	"mask_h": 264
},
{
	"label": "snow or ice",
	"instance_id": "obj_3",
	"mask_svg": "<svg viewBox=\"0 0 264 264\" xmlns=\"http://www.w3.org/2000/svg\"><path fill=\"white\" fill-rule=\"evenodd\" d=\"M29 7H31V5H13V4H5L3 5V9H4V19L7 21L9 18H12V13L14 10L16 9H28ZM69 7H73L75 8V5L69 6ZM82 33H78L77 35H75L73 37V40L76 43H79L80 40L82 39ZM72 41H69V43H71ZM262 144H264V134H262ZM46 264V262H45ZM65 264H71L70 261H66Z\"/></svg>",
	"mask_w": 264,
	"mask_h": 264
}]
</instances>
